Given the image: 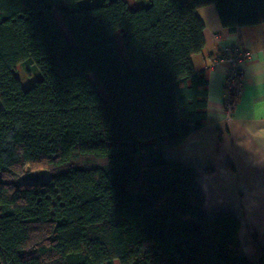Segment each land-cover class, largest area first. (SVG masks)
Masks as SVG:
<instances>
[{"label": "trees", "instance_id": "trees-1", "mask_svg": "<svg viewBox=\"0 0 264 264\" xmlns=\"http://www.w3.org/2000/svg\"><path fill=\"white\" fill-rule=\"evenodd\" d=\"M209 4L264 22V0H0V264H264L168 154L208 121Z\"/></svg>", "mask_w": 264, "mask_h": 264}, {"label": "crops", "instance_id": "crops-1", "mask_svg": "<svg viewBox=\"0 0 264 264\" xmlns=\"http://www.w3.org/2000/svg\"><path fill=\"white\" fill-rule=\"evenodd\" d=\"M198 12L206 23V43L193 60L197 69L208 70V121L172 151L204 167L198 181L206 211L238 215L244 251L256 260V244L264 245V22L230 31L214 4ZM227 46L253 53L240 63L242 92L230 114L225 108L230 63L214 62Z\"/></svg>", "mask_w": 264, "mask_h": 264}, {"label": "built area", "instance_id": "built-area-1", "mask_svg": "<svg viewBox=\"0 0 264 264\" xmlns=\"http://www.w3.org/2000/svg\"><path fill=\"white\" fill-rule=\"evenodd\" d=\"M253 57V53L249 51H243L237 47H224L220 54L215 56L214 62L220 63L224 60L229 61L230 68L226 77V97L225 108L228 114H230L236 104L238 97L242 92V69L239 66V61L242 58L250 59Z\"/></svg>", "mask_w": 264, "mask_h": 264}, {"label": "rangeland", "instance_id": "rangeland-1", "mask_svg": "<svg viewBox=\"0 0 264 264\" xmlns=\"http://www.w3.org/2000/svg\"><path fill=\"white\" fill-rule=\"evenodd\" d=\"M130 5L132 7H137L139 6V3L141 0H128ZM201 16V15H200ZM61 26L63 27L64 31L67 33V30L65 28V26H63V24H61ZM113 37L116 39L117 43H118V47L120 49V51L122 52L123 56L125 58H127V54H126V50H125V47H124V44H123V41H122V38H121V34L119 31H116L114 34H113ZM243 60H246L245 58H242L240 61H239V66H240V63L243 61ZM230 68V67H229ZM242 69V68H241ZM16 74L21 78L23 84L27 87L31 84V79L30 77L27 76L26 72L24 71V69L22 68V66H18L16 68ZM227 77V76H226ZM91 78L93 79V81L97 84V87L98 89L101 91L104 99L107 98L103 88L97 83V79L95 77L94 74H91ZM175 153V151H168V154H173ZM115 264H121L118 260L115 261Z\"/></svg>", "mask_w": 264, "mask_h": 264}]
</instances>
